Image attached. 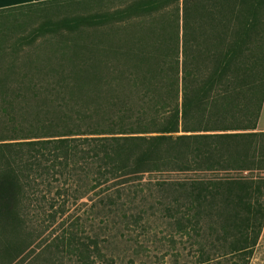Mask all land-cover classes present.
<instances>
[{"label": "trees", "instance_id": "16d2710c", "mask_svg": "<svg viewBox=\"0 0 264 264\" xmlns=\"http://www.w3.org/2000/svg\"><path fill=\"white\" fill-rule=\"evenodd\" d=\"M82 2L0 7L17 22L0 20V264L138 173L186 175L109 187L25 264H250L264 174H192L264 172V0H123L90 18L48 8ZM82 20L109 36L62 35ZM27 46L60 56L26 59ZM40 61L61 86H10ZM79 77L88 86H66Z\"/></svg>", "mask_w": 264, "mask_h": 264}, {"label": "rangeland", "instance_id": "374dc122", "mask_svg": "<svg viewBox=\"0 0 264 264\" xmlns=\"http://www.w3.org/2000/svg\"><path fill=\"white\" fill-rule=\"evenodd\" d=\"M30 2L32 1H38V0H29ZM28 1V2H29ZM123 0H83V2L79 5H75V7L73 6H64L62 3V7L58 6L55 8H53V5H49L48 8L51 10H55L53 11V13H59L60 14L56 17L58 19V17L60 16H66V15H83L86 16L88 18H90L91 16H93L94 14L97 13H103V12H110L112 10V8H116L118 5H120V3ZM57 5V4H56ZM53 8V9H52ZM39 13H42V11H38ZM44 12H47V9L44 10ZM97 18V17H95ZM0 20H5V19H0ZM7 23L11 22L12 28L8 31V32H12V30H15L16 28L13 27V23L17 24V22L11 20H5ZM22 23H26L24 24L26 27L24 29H22L23 27L20 26L19 31L21 32V34H29L32 29L34 28V26L37 25L36 20H29L27 21H21ZM36 22V23H35ZM91 22H95L94 19H92ZM82 25H78L77 29L73 32L70 31L68 29L64 30L62 32V35H69V36H75V37H80V36H88V37H92V36H106L107 33V27L103 26L101 27L99 30H97V28L93 27L90 25V23L88 21L82 20L81 22ZM6 28V27H5ZM109 36V34L107 35ZM43 39V38H41ZM11 40H13L11 38ZM13 42V41H10ZM21 56L23 58H33V57H40L42 59H47V58H51L53 59L55 62L58 61V58L60 56V53H56L54 51H51L50 48H48L47 50H41V51H37V49L35 50L33 47L27 46L26 49L21 51ZM8 59H11V56H8ZM28 64V63H27ZM35 64V63H34ZM34 64H30V65H25L20 67L19 69L22 70L25 74H29V77L26 76H20L17 79H14L12 81V84L10 86H61L58 82V79L53 78V77H48L47 79H43L42 78V74H46L49 71L55 69L56 66H41L43 64V62L38 63L36 65ZM85 79H82V77H79L78 79L75 78V81H72L69 83V85L66 86H88V85H83L81 82H84ZM86 81H89V79H87ZM261 175L264 174V172H229V173H196V174H192V175H200V176H215V175ZM181 176V175H186V174H180V173H169V174H158V173H138V174H132V175H128L126 177H123L119 180H116L114 182H111L108 185H105V188H100L101 190L99 191L96 190V192H94V194L91 197H86L84 198L80 203V207H78L76 210L73 208L71 210V212L73 213V216H71L70 218L68 217V220L66 221L65 219H67V217L62 218L55 226H53L44 236L46 237L43 241H41L40 243L36 244L40 239H42L43 237H41L35 244L36 246L32 248V250L23 258L21 259V261L17 264H25L36 252H38L48 241H50L76 214L80 213L84 207H86L88 204H90L92 202V200L97 197L102 191L108 189L109 187H113L119 183H123V182H129V181H136V180H144V179H152V178H158V177H170V176ZM190 175V174H188ZM75 210V211H74ZM70 216V215H69ZM64 221H66L64 223ZM34 244V245H35ZM33 245V246H34ZM250 264H264V231L263 234L260 238V242L258 244V247L254 253V256L252 258V261Z\"/></svg>", "mask_w": 264, "mask_h": 264}, {"label": "crops", "instance_id": "0c3cea01", "mask_svg": "<svg viewBox=\"0 0 264 264\" xmlns=\"http://www.w3.org/2000/svg\"><path fill=\"white\" fill-rule=\"evenodd\" d=\"M29 0H0V7L20 4V3H26ZM30 2V1H29ZM258 130L264 131V104L261 111V115L258 122ZM258 247V246H257Z\"/></svg>", "mask_w": 264, "mask_h": 264}]
</instances>
